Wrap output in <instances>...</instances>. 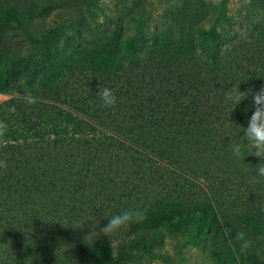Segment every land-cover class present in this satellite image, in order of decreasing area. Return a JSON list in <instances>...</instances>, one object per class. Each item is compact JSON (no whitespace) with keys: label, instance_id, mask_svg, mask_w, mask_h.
Masks as SVG:
<instances>
[{"label":"trees","instance_id":"trees-1","mask_svg":"<svg viewBox=\"0 0 264 264\" xmlns=\"http://www.w3.org/2000/svg\"><path fill=\"white\" fill-rule=\"evenodd\" d=\"M53 7L0 0V264H136L135 254L187 229L212 264H263L264 160L246 147L237 158L232 146L246 144L252 95L264 85V0L243 33L210 8L151 34L128 36L118 23L60 45L51 29L42 61L12 55L7 37ZM98 86L114 91L115 107L103 106ZM237 87L248 96L234 105L225 92ZM224 176L246 194L227 201ZM137 208L143 222L100 234L104 217ZM237 232L252 241L246 252Z\"/></svg>","mask_w":264,"mask_h":264},{"label":"rangeland","instance_id":"rangeland-1","mask_svg":"<svg viewBox=\"0 0 264 264\" xmlns=\"http://www.w3.org/2000/svg\"><path fill=\"white\" fill-rule=\"evenodd\" d=\"M258 0H38L39 6H55L48 13L38 17L28 30H18L5 40L8 51L24 60L35 63L43 60L45 52L42 40L51 29L59 32V44L78 40L85 42L109 33L113 27L122 23L128 36L139 31L151 34L160 30L164 22L172 16L197 14L203 16L212 8L220 9L229 19L226 28L239 27L240 33L250 29L246 21L247 14L257 8ZM211 8V9H210ZM219 10V11H220ZM253 16V15H252ZM258 18V16H254ZM225 20L224 18H221ZM0 95V103L7 100ZM226 200L233 201L246 190L241 180L233 176H224ZM213 185L216 180L211 179ZM262 249L264 264V236L256 243ZM136 264H212L207 257L205 240L196 236L193 229L182 230L167 235L161 246L135 254Z\"/></svg>","mask_w":264,"mask_h":264},{"label":"clouds","instance_id":"clouds-1","mask_svg":"<svg viewBox=\"0 0 264 264\" xmlns=\"http://www.w3.org/2000/svg\"><path fill=\"white\" fill-rule=\"evenodd\" d=\"M213 2H218V0H213ZM97 95L99 96L104 107L113 108L117 103V97L114 91L108 87H99ZM248 96V92L239 91L238 87L235 93L227 91L225 92V100L231 101L234 105L239 104ZM29 103L34 102V98L28 97ZM253 112L248 120L246 128H243V139L246 144H234L232 146L233 154L239 158L242 155V148L246 147L249 151V155L260 158V162L264 160V85L260 89L253 93ZM7 132V125L3 121H0V145H5L7 143L4 140V136ZM244 158V157H243ZM257 175L259 177H264V164H257ZM6 161L0 160V169H6ZM108 220L106 226L101 228L100 234L108 237V239L117 234L118 232L126 229L133 223H141L146 218V213L141 209H124L110 217H104ZM99 221L96 223V227ZM223 224L224 222L221 221ZM81 225L77 226L80 227ZM76 227V228H77ZM225 232H228L227 227H225ZM95 238H97V232L92 233ZM236 239L242 241L240 250L241 252H246L251 246L252 241L246 239V234L244 232H237Z\"/></svg>","mask_w":264,"mask_h":264}]
</instances>
